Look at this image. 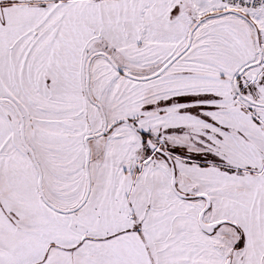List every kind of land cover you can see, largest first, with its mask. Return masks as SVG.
<instances>
[{"label": "snow or ice", "instance_id": "obj_1", "mask_svg": "<svg viewBox=\"0 0 264 264\" xmlns=\"http://www.w3.org/2000/svg\"><path fill=\"white\" fill-rule=\"evenodd\" d=\"M0 264H264V0H0Z\"/></svg>", "mask_w": 264, "mask_h": 264}]
</instances>
